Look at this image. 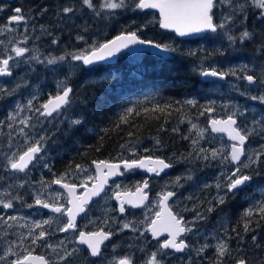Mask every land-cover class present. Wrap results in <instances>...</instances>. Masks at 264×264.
Listing matches in <instances>:
<instances>
[{"label":"trees","instance_id":"obj_1","mask_svg":"<svg viewBox=\"0 0 264 264\" xmlns=\"http://www.w3.org/2000/svg\"><path fill=\"white\" fill-rule=\"evenodd\" d=\"M94 2L98 7L100 0ZM66 6H73L75 12L63 14L61 10ZM20 7L26 17H31L26 29L20 32V41L25 34L29 37L26 42L20 44L31 50L26 56L37 53L40 58L61 55H66L67 58L72 53L98 46L99 43L120 34L126 27L135 30L132 26L133 21L136 26L147 25L140 33L141 38L169 44L177 51L161 53L150 48L139 53L124 52L112 64H97L90 68L84 67L81 62L71 64L68 61L53 66L24 64L25 67L19 71L20 76L30 79L31 83L40 84L43 92L34 105L36 108L50 96L57 94L58 81H65L66 86L73 88L74 91L71 106L61 114L40 121L33 112L31 123L35 127L25 129L30 138L27 143L25 137L20 135V138H23L20 140L23 151L40 136L46 139L42 149L43 160L30 165L25 172H20V183L24 184V187H20V196L23 200L14 201L15 209L21 210L28 204H35V193L41 192L42 183H51L64 173L68 174L64 180L66 183L84 182L83 171L76 170L78 164L83 169L93 172V161L119 162L149 155L171 158L174 166L167 174L149 178L151 192L149 205L153 206V210L126 209L123 215L118 213L112 199L113 190H132L147 177L138 170L124 171L119 180L110 182L102 199L88 207L82 217V222L85 223L81 228L109 230L108 222H113L116 228L109 243L102 247V251L116 246L109 259L130 256L134 264H146L153 252H159L158 240H152L146 230L156 209L157 193L174 191L176 196L171 201V208L176 213L185 220L190 219L189 222L193 221L197 212L205 216V219L194 221L193 231L185 236L190 245L189 249L181 254L164 250L167 255L161 253L157 256L161 264H216L214 246L219 239H228L233 250L232 256L225 259L224 264H235V260L241 257H246L249 264H264V219L254 212L250 225L252 231L245 233L243 229L245 221L242 218L246 209L264 201V165H254L245 170V174L252 175L253 179L246 186H242V190L235 195L229 194L226 202L220 205L216 203L215 198L224 195V191L216 188L217 178L222 172L230 170L232 165L225 169L218 160L207 162L200 160L195 163L178 161L180 156H186L193 150L191 139H184L196 138L195 130L190 131L191 123L207 129L204 138L199 141L200 147L209 150L216 148L214 143L217 142L216 138L220 137L227 149L228 142L224 136L210 133L207 126L209 118L226 117L235 110V106H239V110L245 113L243 118H238L241 127L251 126L253 119L258 120L264 116V103L250 99L251 96L264 94V89L253 85L249 86L245 93L246 81L229 75L223 83L210 82L204 80L201 74L212 69L224 72L230 69L238 70L245 64L249 69L259 72L261 67H264V56L258 53L256 48L264 38L257 35L253 41L241 43L237 40L235 44H231L223 34L205 33L200 38L182 40L175 33L159 28V17L156 12L142 10L125 12L117 9L114 16L97 17L91 10L83 8L80 0H20ZM226 10V6L222 5L214 9L217 23L219 15ZM6 12L0 14V25L7 22L4 17ZM257 16L256 9H249L248 18L238 19L232 34L239 36L245 26L249 31L264 32V29L259 31ZM106 21L111 22L108 25ZM5 34L8 40L6 45L10 46V41L12 43L17 41L10 39L8 33L0 34V40L5 41ZM78 36H83L84 39L79 40ZM53 40L57 43L53 44ZM2 46L0 45V51H3ZM72 65L78 67L70 74ZM239 74L242 73L238 72ZM106 76L110 78L104 79ZM236 86L239 91L235 90ZM10 96L13 95L7 97L0 95L2 98L0 113L11 112ZM188 100L195 103L189 105L186 103ZM225 105L233 107L226 108ZM157 106L164 111L154 110ZM207 107H213L214 112L205 111ZM129 108L133 109L132 113L126 112ZM145 109L149 111L145 112ZM121 116L126 117V122L121 120ZM75 119L81 120V123L70 125ZM40 122L44 123L37 125ZM156 139L161 141L159 146L156 145ZM260 140L263 144L258 143ZM247 144L249 151H253L255 147L261 150L264 138L253 135ZM44 162H47L48 168L43 167ZM189 171L193 176L191 181L182 179L181 186L171 184L173 176H184ZM87 182L90 184L92 181ZM117 184L121 186L119 189L114 187ZM51 185L54 190L61 193L59 200L61 202L64 194L52 183ZM205 185L209 187L206 188ZM54 197L55 195H50L46 200L52 202ZM103 200L109 203L107 210L101 205ZM209 206H213L215 211L207 212ZM36 209L41 211V215L43 213L51 215L38 206ZM126 222H131V227L123 229L122 226ZM16 226L17 223L14 222V227ZM28 227L32 229V225ZM49 228L50 226L46 225L45 231L50 232ZM195 231L202 232V235L195 234ZM5 233V225L0 221V256H3L7 247L3 239ZM51 233L54 234L53 229ZM253 235L257 237L255 242L252 240ZM240 237H243L242 241ZM55 240V237L47 236L35 245L30 240L20 247V253L25 254L27 249L52 261L57 259L58 255H62L65 249L68 251L73 249L60 247L54 252L47 245H55ZM194 240L198 242L199 248L204 244H208L209 247L204 249L199 259L186 262L182 258L186 252L192 250ZM75 245L74 248H78L79 251L73 258V264H95L96 257L90 256L85 247ZM196 245L197 243H194V247ZM98 260L100 264H109L108 260L102 257Z\"/></svg>","mask_w":264,"mask_h":264},{"label":"snow or ice","instance_id":"obj_2","mask_svg":"<svg viewBox=\"0 0 264 264\" xmlns=\"http://www.w3.org/2000/svg\"><path fill=\"white\" fill-rule=\"evenodd\" d=\"M81 6L88 10H91L95 16L100 17L104 15L106 18L114 16L115 10L121 9L125 12L131 10L155 9L159 12V26L162 29H171L179 36H186L193 33H211V34H223L227 37L231 44H235L237 40L241 43L245 41H253L257 35L264 38V32L249 31L245 26L244 30L240 32L239 36L232 34L233 27L235 26L238 19L243 17L244 20L248 18L249 9H256L258 12L257 19L264 23V0H100L99 6L94 0H80ZM226 6V11L221 13L218 17L219 23H217V14L214 9L218 6ZM3 5L0 4V10ZM62 13L65 15L73 14L75 8L73 6H66L62 8ZM31 17H26L23 14L21 7L14 9V14L8 17V21L4 25H0V34L3 33H14L16 31L11 25L23 23L27 26L28 20ZM132 26L135 30H131L130 27H126L124 31L116 35L113 39L107 40L104 43H99L98 46H92L88 50H82L78 53H72L71 60L82 62L85 66L94 65L96 62L105 61L107 58L113 57L115 54L120 53L124 49H130L131 51H140L135 48L136 45H145L155 49H159L161 53H172L176 52L177 49L169 44L157 43L151 39L141 38L140 33L146 24L139 26L135 25V21L132 22ZM43 29V25L40 26ZM29 37L23 35L22 41H16L15 43L9 42V45H4V41L0 40V45H4L3 51H0V76H12V68L16 67L19 62L31 63L36 61L38 63H44L40 60V56L31 55L26 56L31 50L28 47L20 46L21 43L26 42ZM77 39L83 40V36H78ZM57 41L53 40V44ZM256 51L264 56V39L257 46ZM193 53H189L192 55ZM19 58V60H17ZM66 61V55L59 57L47 58L46 63L48 65H57L61 62ZM78 65H72L70 67V74L73 69H76ZM238 72L242 73L238 75ZM251 73V74H250ZM204 76L218 77L224 80L229 75L236 77L238 80L246 81L245 93L248 91L249 86L256 85L257 87L264 89V67H261L259 72L254 69H249L247 64L243 65L240 69H230L227 72L218 71L212 69L210 71H204L201 73ZM110 77L106 76L104 79ZM27 81H23L22 84H17L11 91H6L0 88V92H4L6 95H12L19 88L25 86ZM58 92L55 96H50L49 99L43 103L39 108H36L33 101L37 99V95L33 94L30 99L27 100L26 104L17 102L15 108L9 113L7 119L8 128L13 129L14 124L20 125L15 128V131L19 135L24 136L26 143L29 141L26 128H33L35 125L31 123L32 117L26 116L20 119V114L25 109L35 112L39 117L51 118L55 115L61 114L63 110L71 106L72 104V93L73 88L66 86L65 81L57 82ZM235 90L239 91L238 86ZM252 100H259L264 103V94L260 96H251ZM187 104L192 105L195 103L193 100L186 101ZM224 107H233L225 105ZM161 112L163 108L157 109ZM145 109V112H148ZM205 111L212 113L214 112L213 107H207ZM127 113H132L133 109L129 108L126 110ZM204 113L202 112L201 115ZM245 113L239 110V106H235V110L231 111L226 119H210L209 126L213 133H226L229 140L232 142L227 149L222 146L220 148L204 149L199 146V141L204 138L207 131L206 128L199 127L196 123H191V129L195 130L196 138L184 137V139H191L192 151L186 156L182 155L178 158V161L193 162L203 160L205 162L209 160H218L221 165L228 169V165H232L230 170H226L221 173V176L217 178L216 188L223 190L224 195H218L215 198L217 204L223 205L226 202V197L231 194L235 195L238 191L242 190V186H246L252 179V175L245 174V170L252 168L254 165H264V145H261L260 151H249L247 150V143L253 135H259L264 138V116L260 119H253L251 126L241 127L238 123V118H243ZM121 120L126 122V117L121 116ZM4 123L0 121V124ZM81 120L75 119L70 122V125H79ZM173 131H179V129H173ZM131 135V133H129ZM11 137V133L9 134ZM46 137L40 136L34 142L27 146L26 150L22 152H13L12 155L7 156V164L5 167L11 168L14 172H25L30 165L40 162L43 160L44 141ZM161 141L156 139V145H160ZM124 147V145H121ZM96 166V175L88 176V181H93L92 187L89 188L87 183H82L80 187L84 189L80 195L76 194V184L65 183L64 180L67 177V173L62 174L59 178L51 181L52 184L60 185L62 188L67 190V207L63 203H58L61 199L59 193L55 195L52 202L42 198V192L48 187L47 183H42L41 192L35 193V205H39L45 209H50L52 213L60 214L55 218L56 222L59 223L62 217H66V223L62 227H57V231L67 233L69 231H77V216L87 212L89 202L93 197H100L102 193H105V186L109 182V177L123 175L124 171L131 172L135 169H144L148 173L160 176L161 173L165 172L166 169H171L174 164L171 158H162L160 156H144L140 159H126L120 163H110L107 161H93ZM121 165L123 171H121ZM43 167L48 168L47 162L43 163ZM106 169V171H105ZM77 171H86L81 165H76ZM191 181L193 176L189 171L184 176H177L175 180L171 181V184L181 186V180ZM149 179L145 178L142 183H138L136 186L135 193H121L116 191L114 193L115 199L120 201L119 212H125V204H129L132 207H139L144 205L145 201L149 199L148 192ZM9 188L12 186L9 185ZM18 187H24L23 182ZM121 186L116 185L119 189ZM167 187V185H165ZM209 187V185H205ZM6 196H11L10 192L5 190L0 192V206L4 209H11L14 207L13 200L22 201L23 197L16 195L11 196L7 199ZM159 197L160 211L156 212L155 218L151 220L148 225L147 231H150L154 238H159L162 234H167L166 239L158 241L159 252H153L151 257L146 261V264H161V261L157 259L158 254L167 255L164 250L173 249L176 252H184L189 249L190 245L186 242L184 237L193 231L195 226L194 221L204 220L205 216L197 212L192 222L185 221L182 216L178 213H174L169 206V199L176 196L174 191H162L157 193ZM211 203V202H210ZM28 208H32V204L26 205ZM215 211L213 206L207 208V212L211 213ZM258 213L261 219H264V201L258 202L257 206L246 209L243 213L244 224L243 229L245 233L252 231L251 218L253 214ZM20 217L8 216L6 219L0 216V221L6 225L7 228L13 227L12 222H17ZM53 219L42 221H33L32 227L34 229H41L39 235H33L32 230H29L28 235L31 236V243L35 245L37 242L44 240L49 233L42 230L43 225H51ZM107 223V221H105ZM20 227H27V225H20ZM131 227V222L123 224V229ZM135 230V229H134ZM113 233L110 231H104L103 229L94 232L79 231L78 243L80 245H86L89 250V254L92 257L100 258L103 256L102 245L105 241L112 237ZM215 238V237H213ZM243 240V237H240ZM253 242L257 240L255 235L252 236ZM15 241L4 250L3 256H0V261H6L9 255H15L13 248L15 247ZM23 238L21 239V244ZM61 241L59 245L48 244L47 247L51 248L54 252L57 251L63 245ZM208 244L202 245L197 249V253L201 254L205 248H208ZM216 264H224V260L232 256L233 250L231 249L228 239H219L215 244ZM79 251L78 248H73L71 251L64 250L62 255H58L55 264H73V258L76 257V253ZM239 251V249H237ZM26 254L22 255L17 259L8 261L7 264H53L52 261L47 260L44 256H34L31 251L25 249ZM78 258V257H77ZM109 264H134L130 256H123ZM235 264H249L246 257H241L235 260Z\"/></svg>","mask_w":264,"mask_h":264},{"label":"flooded vegetation","instance_id":"obj_3","mask_svg":"<svg viewBox=\"0 0 264 264\" xmlns=\"http://www.w3.org/2000/svg\"><path fill=\"white\" fill-rule=\"evenodd\" d=\"M0 4L3 5L2 10H0V14L7 11L6 16H4V17H6V20L8 21V17H10L11 15L14 14V9L16 7H20V0H0ZM14 25H16V24H13V26ZM17 26H20V25H17ZM18 33L20 34V31ZM12 73H13L12 76H10L9 78L0 79V84L3 85L2 88L4 90H5V86L7 84L13 82L14 79L18 77V75L16 74V72L13 68H12ZM0 95L7 97V95L4 92H0ZM0 100H2L1 97H0ZM17 102H20V94L19 93L17 94V96L12 101L13 105H11L10 108L14 110L15 104ZM9 113L10 112H5L3 114L0 113V121L4 122V123L0 124V192H4L5 190H7V192L11 193V196H16V195L20 196V187H18V185L20 184V172H14L11 168L5 167V165L7 164L6 157L9 155V153L11 152V149H12L11 144L12 145L17 144L18 140L20 139L19 133L15 131V128L20 127V125L14 124L13 129H9L7 126L8 123H10V121H8V119H7ZM10 133H11V137H9ZM135 170L140 171L139 169H135ZM146 176H147L146 178L149 179L150 177H154L155 175L154 176L146 175ZM9 185H11L12 187L9 188L8 187ZM81 191H79L78 193H80ZM11 196H6V198L10 199ZM14 201L20 202L19 200H13V205H14ZM60 203H63L67 207V197L65 196V198L62 199ZM91 205H94V203H92ZM11 209H4L3 207L0 208V216L3 215L5 218L4 213H7ZM14 210H15V207H14ZM34 215H36V214L34 213ZM59 215L60 214L53 213V216H59ZM8 216H11V215H7L6 218ZM13 216L20 217V213L18 212L17 214H14ZM20 221H21L22 225L26 224V223L22 222L21 219H19L17 221V227H14V226L11 228L5 227L6 228V234L5 235H6L7 242L10 245L12 244L13 241L16 242L15 247H14L16 250L14 251V248H13L15 255H9L8 261H11L13 259H17L23 255V254H20ZM60 221H59V223L54 221V224H51V226L48 230V231H50V232H48L49 236L55 237V239H56L55 245H59L60 242L63 241L64 244L61 245V247H72V248H74L76 246L75 244H78L76 237H77L79 231L84 230L81 227L85 222H82V218H80L77 221V231H75V232L69 231L67 233H63V232L57 231V227H62L63 224L66 223V217H62ZM63 221H65V222H63ZM108 226L110 227V229L105 230V231L113 232V230L116 228L115 224L111 221L108 222ZM44 228L45 227H43V229ZM22 229L24 231V230H26V227L25 228L23 227ZM52 229L54 230V234L51 233ZM40 230L41 229H34V231L32 232L33 235H39ZM24 233H25V231L22 233V238H24V236H25ZM27 233H28V231H27ZM30 240H31V238L29 236H28V238H24L23 243L21 244V247H23L26 243H29ZM194 243H197V245L195 247H194ZM192 245H193L192 250L186 252V254L182 258L186 262H191L194 259H199L201 256V254L197 253V249H199L198 242L192 241ZM102 252H103L102 258L104 260H108L109 255L111 253V248L108 247L106 251H102ZM97 263L100 264L98 258L96 257L95 264H97Z\"/></svg>","mask_w":264,"mask_h":264},{"label":"rangeland","instance_id":"obj_4","mask_svg":"<svg viewBox=\"0 0 264 264\" xmlns=\"http://www.w3.org/2000/svg\"><path fill=\"white\" fill-rule=\"evenodd\" d=\"M110 22H111V21H106V23H107L108 25H109ZM11 26H12L13 28H15L16 31H15L14 33H11V34L8 33V37H9L10 39H16L17 41H20V34H19L18 32H19V31H20V32H23L24 29H26L25 25H24V24H20V26H17V24H16V25H14V26H13V25H11ZM258 27H259V31H260V29H264V23H262L261 21H259ZM7 42H8V40H7V37H6V34H5L4 45H6ZM4 45L2 46V49L4 48ZM78 52H80V51H78ZM78 52H75V53H78ZM8 54H11V52H10V46H9V53H8ZM35 55H37V53H36ZM47 58H50V57H43V58H40V60H41V61H44V63H38V62H36V61H32L31 63L19 62V63L17 64L16 67H13V69L15 70L16 74L18 75V77L15 78L13 82L7 84V85L5 86V90H6V91H11L13 88L16 87L17 84H20V82H21V84H22L23 81H27V84H26L25 86L19 88L16 92H14V93L12 94L13 96H10V97H11V98H9V101H10V104H9V105H10V107H11V105H13V104H12V101L14 100V98L17 96L18 93L20 94V103H22V104H26V103H27V100L30 99V98L32 97L33 94L37 95V99L43 94V92L41 91V88H40V84H38V83H31V82H30V79L26 78L25 76H24V77H23V76H20L19 71L21 72V70L25 67L24 64H35V65H42V64H45V65H48V64L46 63ZM17 60H19V58H17ZM67 61L70 62L71 64H76V63H77V61H72V60H71V55L68 56V57L66 58V62H67ZM68 62H67V63H68ZM48 66H53V65H48ZM18 73H19V74H18ZM2 87H3V85L0 84V88H2ZM9 89H10V90H9ZM37 99L33 101V104H34V105H35ZM42 104H43V103H42ZM10 111L12 112L13 109L10 108ZM32 114H33V112H31V111L25 109L23 112H21V114H20V119H22V118H24V117H26V116H31V117H32ZM35 117H36L38 120H40V121H43V120L45 119V117L40 118L37 114H35ZM42 123H44V122H40V123H38L37 125H40V124H42ZM22 139H23V138H20V139L18 140V143H17V144H13V145L11 144L12 149H11V152L9 153L8 156L12 155L13 152H17V153H19V152H22V151H23V150H21V149H22V146H21V144H20V140H22ZM216 141H217V142L214 143L215 146H216V148H220V147H222V146L225 147V143L222 141V139H221L220 137L216 138ZM258 143H259V144H263V143L261 142V140L258 141ZM253 151H260V148H259V147H255V148L253 149ZM83 176H84V179H85L86 181H88V180H87V177H88V176H95V173L92 172V171H90V170H87V169H86V171H83ZM213 177H214V175H213ZM213 177H212V178H213ZM175 178H176V176H173V179H172V180H175ZM47 184H48V187H47L46 189H44L43 192H42V198H43V199L46 200V198H47L48 196H50V195H56L57 193H59V194L61 195L60 192H58V191H56V190H54V189L52 188L51 183H47ZM114 187H116V186H114ZM41 188H42V186H41ZM116 191H117V190H113V193H115ZM158 199H159V198H158ZM101 205L104 207V210H107V209L109 208V203H108L106 200L101 201ZM35 206H36V205L33 204V207H32V208H23V209H21V210H19V209H15V210H14V207H13L10 211H8L7 213H4V215H5V219H6V216H7V215H11V216H13L14 214H17V213L19 212V213H20V218H21L22 222H24V223H26V224H29V225H32V222H33V221L48 220L49 218H52L53 221H56L55 218H56L57 216H43V217L36 216V217H34V216H33V213L36 212ZM182 207L185 208L184 205H183ZM149 208H150L151 210H153V206H152V205H147L143 210L146 211V210L149 209ZM27 209H29V210H28V213H26ZM157 210H158V201L156 202V209L154 210V214L157 212ZM2 216H3V215H2ZM3 217H4V216H3ZM189 220H190V219H186L185 221H189ZM53 224H54V222H53ZM146 228H147V226H146ZM53 229H54V228H53ZM195 234H199V235L201 234V235H202V232H196V231H195ZM3 239H4L5 241L7 240V239L5 238V235H4V238H3ZM110 248H111V253H114V251H115V249H116V246H111ZM5 249H6V248H5ZM5 249H4V250H5ZM115 258H117V257H115ZM52 261H53V264H55L56 259H52ZM110 261H113L112 257H111L110 259H108V262H110ZM7 262H8V260L6 259V261H0V264H6Z\"/></svg>","mask_w":264,"mask_h":264},{"label":"water","instance_id":"obj_5","mask_svg":"<svg viewBox=\"0 0 264 264\" xmlns=\"http://www.w3.org/2000/svg\"><path fill=\"white\" fill-rule=\"evenodd\" d=\"M143 11H155L157 14H158V16H159V12H158V10H155V9H145V10H143ZM159 28H160V26H159ZM160 29H162V28H160ZM162 30H164V31H168V32H173V33H175L173 30H171V29H162ZM206 33V32H205ZM205 33H193V34H189V35H186V36H179V35H177L176 33V36L179 38V39H183V40H191V39H196V38H199V37H202ZM118 35V34H117ZM116 36V35H115ZM115 36H113L112 38H110V39H108V40H111V39H113ZM106 42V41H105ZM104 43V42H103ZM135 48H138V49H140V51H131L130 49H124V50H122L120 53H117V54H115L113 57H110V58H107L105 61H99V62H96L94 65H96V64H112V63H114L116 60H117V58H118V56L122 53V52H127V53H138V52H142V51H144V50H146V49H148V48H152V47H148V46H145V45H136V46H134ZM155 49V48H154ZM156 50H159V49H156ZM94 65H91V66H85V67H87V68H89V67H92V66H94ZM207 71H210V70H207ZM10 76H0V78H9ZM203 78H204V80H206V81H216V82H220V83H222V82H225V80H226V78L224 79V80H221V79H219L218 77H212V76H204L203 75ZM55 96V95H54ZM49 99V98H48ZM47 99V100H48ZM46 100V101H47ZM45 101V102H46ZM44 102V103H45ZM227 117H225V118H214V117H211L210 119H226ZM209 119V120H210ZM209 120H208V127H209V129H210V131H211V128H210V126H209ZM211 133L212 134H214V135H224L225 136V138L230 142V144L232 143L230 140H229V138H228V136H227V134L226 133H213L212 131H211ZM102 161H105V160H102ZM99 162V161H98ZM107 162H110V163H120L121 161H119V162H111V161H107ZM30 167V166H29ZM93 168H94V170H95V174H96V166H95V164H93ZM123 170V166L121 165V171ZM142 173H144V174H146V175H148V176H154L155 174H152V173H148V172H146L144 169H139ZM169 170L170 169H166L165 170V172H163V173H161V175H163V174H167L168 172H169ZM105 171H106V169H105ZM121 177V175H118V176H113V177H109V182H108V184L105 186V189L108 187V185H109V183L111 182V181H114V180H118L119 178ZM93 183V182H92ZM92 183L90 184V185H87L89 188H91L92 187ZM54 186L55 187H58L60 190H62L65 194H66V196L68 197V193H67V190L66 189H64V188H62L60 185H57V184H54ZM82 189V187H80V185H77V188H76V194L77 195H80V194H82L83 193V191H84V189H83V191L80 193V194H78V191L79 190H81ZM135 190H136V188L135 189H133V190H121L120 192L121 193H135ZM147 192H148V196H149V199H150V192H149V188L146 190ZM103 194V193H102ZM101 194V195H102ZM101 197V196H100ZM100 197H93L92 198V200L89 202V205L91 204V203H93L95 200H97V199H99ZM149 199L148 200H146L145 201V203H144V205H141V206H139V207H132L131 205H129V204H125V209L126 208H130V209H134V210H142L145 206H146V204L148 203V201H149ZM171 199L172 198H170L169 199V206H170V201H171ZM113 201H114V203L116 204V206H117V209H119V204H120V201H118V200H116L115 199V196H114V193H113ZM171 207V206H170ZM43 208V207H42ZM45 209V208H44ZM172 209V208H171ZM46 211H48V212H51V210L50 209H45ZM161 209H160V206H159V203H158V210H157V212L158 211H160ZM172 211L174 212V210L172 209ZM118 212H119V210H118ZM120 213V212H119ZM175 213V212H174ZM84 213H82V214H80V215H78L77 216V220L79 219V217H81L82 215H83ZM120 214H124V213H120ZM155 218V215H154V217L152 218V219H154ZM151 219V220H152ZM151 223V221L149 222V224ZM148 224V225H149ZM147 228H148V226H147ZM99 231V230H98ZM105 231V230H104ZM86 232V231H85ZM148 234H149V236L153 239V240H162V239H166L167 238V234L165 233V234H162V236L161 237H159V238H154L153 236H152V234H151V232L150 231H148ZM78 237V236H77ZM111 239V238H110ZM110 239L109 240H107V241H105L104 242V244L103 245H105V244H107L109 241H110ZM77 243H78V240H77ZM79 244V243H78ZM80 245V244H79ZM102 245V246H103ZM86 249H87V246L86 245H83ZM88 250V249H87ZM166 250H170V251H172V252H174V253H183V252H176L175 250H173V249H166ZM89 251V250H88ZM34 256H42V255H40V254H37V253H32ZM95 258V257H94Z\"/></svg>","mask_w":264,"mask_h":264},{"label":"bare ground","instance_id":"obj_6","mask_svg":"<svg viewBox=\"0 0 264 264\" xmlns=\"http://www.w3.org/2000/svg\"><path fill=\"white\" fill-rule=\"evenodd\" d=\"M151 12V11H150ZM154 12V11H153ZM105 65V64H104ZM219 83V82H218ZM213 135V134H212ZM248 145V144H247ZM98 162V161H97ZM29 169V168H28Z\"/></svg>","mask_w":264,"mask_h":264}]
</instances>
